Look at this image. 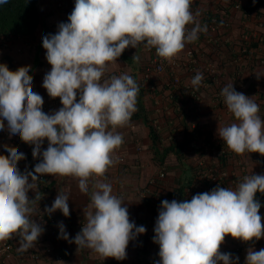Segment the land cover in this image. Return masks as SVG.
Segmentation results:
<instances>
[{"label":"clouds","instance_id":"1","mask_svg":"<svg viewBox=\"0 0 264 264\" xmlns=\"http://www.w3.org/2000/svg\"><path fill=\"white\" fill-rule=\"evenodd\" d=\"M7 2L0 0V5ZM191 5L192 0H75L68 22L60 23L56 34L42 38L51 65L42 86L62 104L51 115L42 111L43 97L33 91L30 66L11 71L0 64V130L7 121L10 136L19 135L24 143L34 145V159L42 156L34 171L22 174L17 164L25 154L4 146L9 155H0V242L18 237L17 251L34 247L44 232L32 218L36 212L32 205L42 199L39 177H73L81 194L89 193L90 181H95L94 190L81 231L69 240L61 222V238L104 259L126 258L130 240L146 228L130 221L124 201L101 178L118 163L116 151L124 137L117 129L129 126L137 111L139 85L127 73L103 77L128 47L155 48L160 58L173 62L186 43L207 31L196 21ZM188 25L194 26L189 30ZM132 59L139 57L135 54ZM203 79L197 72L192 86L198 88ZM220 94L237 123L219 127V138L236 155L264 156L259 105L233 85ZM45 139L48 146L41 152ZM29 190L36 191L34 199H29ZM257 192L264 194V174L246 175L235 189L217 186L190 201H161L153 237L159 245V264H238L239 257L220 248L227 236L244 243L264 238ZM68 200L67 193L59 192L45 213L59 210L68 217ZM245 264H264V249L249 248Z\"/></svg>","mask_w":264,"mask_h":264},{"label":"crops","instance_id":"2","mask_svg":"<svg viewBox=\"0 0 264 264\" xmlns=\"http://www.w3.org/2000/svg\"><path fill=\"white\" fill-rule=\"evenodd\" d=\"M194 1L197 10L193 15L202 26L206 25L208 28L205 22L207 14H219L220 11L223 13L228 8L232 26L223 31L226 32L227 37L217 38L221 50H216L215 42L205 38L207 32H200L198 39L186 43L174 60L182 65L185 64L188 50L197 48L200 51V65L206 68L215 67L217 61L216 63L222 66L218 81L212 84L205 80L204 86L194 88L191 84L193 75L187 67L183 69L168 67L166 72L161 74L155 71L149 72V67L160 60V57L156 54L155 48L149 49L143 45L125 49L116 64L110 65L103 77L108 79L113 75L127 73L137 81L138 85L143 86L146 113L160 135L161 150L169 148L172 142L182 143L190 140L191 143L179 156L172 152L164 162H161V151L154 148L150 126L144 119L131 120L129 126L117 129L124 137L123 145L116 151L118 163L101 179L111 183L113 194L124 201L130 221L137 227L146 228L144 234L130 240L126 249L127 256L121 264H159V245L153 242V237L161 201L171 202L174 199L178 202L190 201L194 195L201 193L197 185L202 178L201 172L209 173L215 168H220V174L227 184L226 188L232 189H235L246 175L264 174V156L259 153L236 155L230 151L228 160L224 162L222 160L219 162L216 155L217 147L223 143L218 136V128L237 123L222 101L223 97L220 93L225 86L233 85L237 92L251 97L259 105V114L264 119V61L262 60L264 46L259 44L257 48L255 47L252 56L244 57L241 54L245 38L264 40V0ZM232 1H235V4L230 6ZM74 6L75 0H39L42 21L35 34L8 40V45L0 49V64H6L9 70L16 71L20 67L30 66L29 75L33 77V91L43 97L42 111L49 115L59 110L62 104L59 98H51L42 86L44 76L51 70V65L46 60V49L42 46V38L56 34L58 25L68 22V16ZM242 8L247 10L246 14ZM249 12H251L250 16ZM193 26L188 25L189 30ZM135 54L139 57L138 61L132 59ZM242 74L253 81L252 87L250 86L248 90L241 88L239 80ZM176 80L179 82L176 83ZM194 92L197 93V97ZM78 99L79 94H77V102ZM4 123L5 128L0 130V155H9L5 145L15 147L18 152L25 154V159L17 164L20 172L23 174L26 171H34L35 165L41 162L42 156L34 159L32 152L35 146L24 143L19 135L10 136L7 121ZM193 127H197L196 134L193 132ZM194 143L204 150L194 149ZM47 146L48 141L45 139L41 152L46 150ZM162 173L166 175L164 178H161ZM39 180L38 191L42 194V199L32 205L36 208L32 218L44 228V232L38 238L36 245L25 252L17 251L18 237L6 240L13 246V255L8 257L7 254L0 253V264H115L113 258L104 259L90 249H78L75 243H70L60 236L61 222L65 226L69 240L74 239L81 231L83 224L86 223L84 209L90 204L91 192L94 190L92 184L95 181H90L89 193L83 195L79 192L77 179L73 177L44 175L39 177ZM29 182H31L30 178ZM59 192L69 195L68 217L59 210L51 215L45 213V207H51ZM262 195L257 192L255 198L261 204L259 214L264 224ZM35 196L36 191L29 190V199H34ZM249 248L255 251L264 249V238L244 243L227 236L220 251L239 257L238 264H245ZM49 249L52 251L48 252ZM59 255L60 259L57 258Z\"/></svg>","mask_w":264,"mask_h":264},{"label":"trees","instance_id":"3","mask_svg":"<svg viewBox=\"0 0 264 264\" xmlns=\"http://www.w3.org/2000/svg\"><path fill=\"white\" fill-rule=\"evenodd\" d=\"M234 4L235 1L234 2L232 1L230 3V6ZM229 11L230 9L228 8L225 9L223 13L222 11H220L219 14H207V17L205 18V22H207L208 25L213 23L214 20H217L221 24V26L215 32H211L207 30L205 36L206 39L207 38L210 39V37H214L212 39H217L222 36L227 37L226 32L224 33L223 31L230 29V27L232 26L231 14ZM242 11L245 14L247 12L245 8H242ZM250 13L251 12L248 13L249 16ZM41 18L42 17L39 8V0H8L6 4L0 5V42L2 43V42H6L7 40H11L13 38L28 37L34 35L42 21ZM225 20L228 21L231 20L230 27L228 28L225 27V23H224ZM213 33H215V35H213ZM243 42L244 43L241 47V54L244 55V57L252 56L253 49H255V47L257 48L259 44L264 46V40H256V38L254 39L253 37L252 39L249 38L248 40L245 38ZM214 48L216 50L222 49L221 47L219 48V46H217L216 44ZM243 49L244 50L246 49V51L243 52ZM199 60L200 57L198 55L196 69L203 74V77L205 75L208 77L207 79L208 83L211 82L212 84H214L216 81H218L220 71L222 70V66L219 63H216L217 61H215V67H214L215 73L209 75L208 72L206 71V67L200 65ZM262 60L264 61V55ZM235 77L237 78V75H235ZM203 81H205V79H203ZM203 81L201 82V85H203ZM144 96H145V90L142 85H139V94L137 97V111L133 114L131 120L144 119L146 124H149L154 148L159 149L161 151L160 152L161 162H164L167 156L172 152L179 156L180 153H182L184 149L191 144L190 140L184 141L182 143L172 142L169 148H165L161 150L160 146L162 145V143L160 141V135L158 134L156 128L151 124L150 120L148 119L144 104ZM228 155H230V153H228ZM178 158L182 160L180 157ZM218 158H219V162L221 160L223 162L228 160V158L224 156ZM211 174L212 172L200 173V176L202 178L198 181L197 185H199V190L201 189L200 191L201 193L208 192L210 189L214 188L213 185H210L208 181L209 176ZM222 181L225 183V185H227L224 177H222ZM262 204L264 205V194L262 195Z\"/></svg>","mask_w":264,"mask_h":264},{"label":"built area","instance_id":"4","mask_svg":"<svg viewBox=\"0 0 264 264\" xmlns=\"http://www.w3.org/2000/svg\"><path fill=\"white\" fill-rule=\"evenodd\" d=\"M191 10L192 12H196L197 10V4L194 0H192V5H191ZM225 23V27H230L231 26V20H225L224 21ZM221 26V24L217 21V20H214L213 23H211L210 25H208V28L207 30L208 31H211V32H215L217 31V29ZM247 40L249 38H246ZM210 41H214L215 44L217 46H219V48L221 47V44H220V41L219 39H212L210 38L209 39ZM8 40L7 42H2L0 44V49L5 47L6 45H8ZM246 51V49L244 50L243 49V52ZM200 54V51L197 49V48H190L187 52V61H185V64H181L175 60H173V62L169 63L167 62L166 60H163L162 58H160V60L156 61V63L153 65V66H150L148 71H155L156 73H164L166 72L167 68L168 67H171V68H179V69H183L184 67H187V70L193 75H194L198 72V70L196 69V65H197V56ZM241 67V66H240ZM206 71L208 72L209 75L211 74H214L215 71H214V67L211 66V67H207L206 68ZM204 79L207 80L208 77L205 75L204 76ZM179 81L176 80V83H178ZM208 83V82H207ZM206 83V84H207ZM195 96L197 97V93L194 92ZM193 132H195V134L197 133V127H193ZM193 148L196 149V150H204L203 147H199L197 143H194L193 145ZM210 148V147H209ZM228 153H230V150L227 148L226 144L223 142L222 144L220 143V145L217 147L216 149V155L218 157H226L228 158ZM166 175L165 173H162L161 174V178H164ZM210 185H213V189H215L217 186H220V187H226L225 183L222 181V177L217 174H211L209 176V179H208ZM213 189H210L208 192H211ZM52 249H49L48 252H51ZM0 253H4V254H7L8 257H11L13 255V246L12 244H10L9 242H3L2 244H0ZM58 259L61 258V256L59 255L57 257ZM123 260H116L113 258V262L115 264H121Z\"/></svg>","mask_w":264,"mask_h":264},{"label":"rangeland","instance_id":"5","mask_svg":"<svg viewBox=\"0 0 264 264\" xmlns=\"http://www.w3.org/2000/svg\"><path fill=\"white\" fill-rule=\"evenodd\" d=\"M241 76L242 77L239 80L240 85L242 86L241 88H246V90L250 89V86L252 87V83H253L252 79L245 78V76L243 74ZM255 78H257V77H255ZM255 78L253 80H255ZM234 82H236V81H234ZM257 82H258V80H257ZM217 158H218V156H217ZM218 160H219V158H218ZM219 169L215 168L214 170H212V173H215V174H218V175L222 176L220 174V170Z\"/></svg>","mask_w":264,"mask_h":264}]
</instances>
